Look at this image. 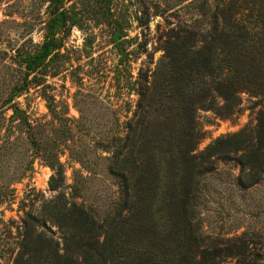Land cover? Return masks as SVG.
Instances as JSON below:
<instances>
[{
    "label": "trees",
    "instance_id": "obj_1",
    "mask_svg": "<svg viewBox=\"0 0 264 264\" xmlns=\"http://www.w3.org/2000/svg\"><path fill=\"white\" fill-rule=\"evenodd\" d=\"M81 1L94 4L96 16L101 12L100 0ZM67 2H72L69 7ZM215 2V9L209 0L203 2L213 15L209 28L196 25L192 30H173L163 41L165 55L152 79L141 72L133 82L138 100L133 118L126 121L125 135L101 145L113 153L108 171L119 186L113 211L102 215L84 202L51 205L48 217L65 232L63 248L46 222L33 214L17 229V235L3 226L0 264H218L225 257L235 258L237 264L262 262L260 253L243 239L210 238L201 229V183L216 170V158L230 162L233 154L240 153L238 185L242 188L264 180V110L254 137L243 132L219 138L197 152L205 137L199 111L215 110L229 118L240 111L239 94L250 90L248 69L237 62L248 52L242 44L249 33L241 26L239 13L233 14V0ZM238 8L242 10V4L238 3ZM76 9L74 0H49L44 41L34 50L17 51L14 59L25 69L27 78L6 104L30 83L48 75L49 65L64 46L60 35L66 36L79 23ZM103 13L112 20L109 5ZM122 30L115 24L112 35L121 64L129 57L121 41ZM259 84L253 92L264 100V82ZM47 102L54 117L62 119L52 99ZM10 109L11 121L24 125L31 145L47 152L45 161L60 175L51 178L52 189H58L62 165L59 153L49 152L53 146L60 148L58 139L38 142L25 112L16 103ZM89 155L88 149L71 154L83 168H89ZM10 186L0 194V204L13 194ZM82 190L80 185L75 187L78 198Z\"/></svg>",
    "mask_w": 264,
    "mask_h": 264
},
{
    "label": "rangeland",
    "instance_id": "obj_2",
    "mask_svg": "<svg viewBox=\"0 0 264 264\" xmlns=\"http://www.w3.org/2000/svg\"><path fill=\"white\" fill-rule=\"evenodd\" d=\"M74 2L79 23L66 36L60 35L64 46L49 65L48 75L30 83L11 104H6L13 90L24 85L27 78L14 56L19 49L31 51L42 44L50 15L49 0H0V194L10 185L14 190L0 204V229L7 225L17 235V229L33 214L46 222L61 248L65 232L48 217L51 205L84 202L102 215L113 211L119 186L108 171L112 150L104 151L101 145L125 135L126 121L133 118L138 100L133 82L141 72L152 79L165 55L163 41L173 30H192L196 25L209 28L213 21L209 8L215 9L217 3L209 0L207 8L204 0H100L103 7L96 16L94 4ZM233 2V14L239 13L240 24L249 33L242 44L248 52L237 62L248 69L250 90L239 94L240 111L229 118L215 110L199 111L205 137L197 152L219 138L243 132L254 137L264 110L262 96L253 92L264 82V0ZM71 3L67 2V7ZM107 5L113 15L110 21L103 13ZM115 24L123 29L121 41L129 53L123 64L112 40ZM47 99H52L62 119L54 117ZM217 102L223 103L219 98ZM13 103L27 115L38 142L58 139L60 148L49 150L59 153L62 165L58 189H52L51 178L60 175L45 161L47 152L31 145L22 123L11 121ZM79 149H88L89 168H83L71 156ZM239 155L233 154L230 162L216 158V170L202 181L201 229L210 238L243 239L260 253V264H264V180L250 188L240 187ZM13 179L16 181L11 183ZM79 185L83 190L78 198L75 187ZM218 264L237 262L225 257Z\"/></svg>",
    "mask_w": 264,
    "mask_h": 264
}]
</instances>
